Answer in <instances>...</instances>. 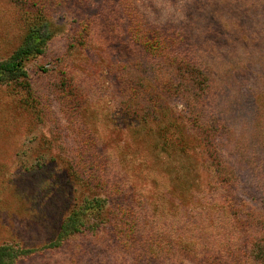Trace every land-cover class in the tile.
<instances>
[{
  "label": "rangeland",
  "instance_id": "obj_1",
  "mask_svg": "<svg viewBox=\"0 0 264 264\" xmlns=\"http://www.w3.org/2000/svg\"><path fill=\"white\" fill-rule=\"evenodd\" d=\"M42 12L0 82V245L97 194L107 224L19 264H264V0H0V60Z\"/></svg>",
  "mask_w": 264,
  "mask_h": 264
},
{
  "label": "trees",
  "instance_id": "obj_2",
  "mask_svg": "<svg viewBox=\"0 0 264 264\" xmlns=\"http://www.w3.org/2000/svg\"><path fill=\"white\" fill-rule=\"evenodd\" d=\"M52 35L53 30L49 26L47 16L42 12L41 22L31 26L22 46L8 59L0 60V82L18 81L20 79L24 81L27 77L23 66L24 59L32 53L40 52L43 49V45ZM146 42L150 51L152 49L156 50L161 45L160 40L150 39ZM179 65V69L189 71V74L193 73L192 69L195 68L189 63H181ZM181 88V84L172 82L167 86V89L174 92H179ZM109 221L107 199L94 194L91 198L87 197L81 202L74 204L71 212L63 219L56 237L51 242L40 247H21L9 243L0 245V264H19L21 259L36 251L49 247H58L71 236L82 232L83 229L95 230Z\"/></svg>",
  "mask_w": 264,
  "mask_h": 264
}]
</instances>
